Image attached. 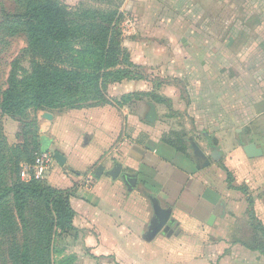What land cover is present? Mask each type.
Segmentation results:
<instances>
[{
	"label": "crops",
	"instance_id": "0c3cea01",
	"mask_svg": "<svg viewBox=\"0 0 264 264\" xmlns=\"http://www.w3.org/2000/svg\"><path fill=\"white\" fill-rule=\"evenodd\" d=\"M205 1L151 0L131 25L141 30L144 17L152 34L193 32L205 27L190 22L213 18ZM258 1L255 40L247 37L249 15L227 25L222 45H214L217 38L197 47L120 45L145 76L109 84L103 105L47 112L51 121L38 111L39 138L49 135L48 149L65 158L45 182L71 192L81 246L74 264H264V0ZM149 105L156 119L144 124ZM248 145L260 155L247 157ZM88 175L94 185L82 187ZM151 198L170 212V226L146 240Z\"/></svg>",
	"mask_w": 264,
	"mask_h": 264
},
{
	"label": "trees",
	"instance_id": "16d2710c",
	"mask_svg": "<svg viewBox=\"0 0 264 264\" xmlns=\"http://www.w3.org/2000/svg\"><path fill=\"white\" fill-rule=\"evenodd\" d=\"M14 1L22 4V11L10 15L1 9V21L22 27L32 60L23 76L9 71L6 88L0 91V115L19 119L28 110L94 107L103 101L107 84L141 78L132 72L137 67L119 45L118 9L103 14L82 11L78 19L55 0ZM30 144L31 149L23 151V163H32L40 153L35 135ZM14 172L13 181L0 185V205H9L21 230L19 240L14 231L8 234L16 248L14 264H56L52 261L55 238L79 234L73 226L71 192L51 187L45 180L23 182L19 169ZM71 263L68 257L59 264Z\"/></svg>",
	"mask_w": 264,
	"mask_h": 264
},
{
	"label": "rangeland",
	"instance_id": "374dc122",
	"mask_svg": "<svg viewBox=\"0 0 264 264\" xmlns=\"http://www.w3.org/2000/svg\"><path fill=\"white\" fill-rule=\"evenodd\" d=\"M55 1L62 6H65L69 11L76 13L78 19L82 11L103 14L108 10L118 9L121 13V18L118 24L120 30L119 45H192L197 47V45H210L212 42L211 38H217V41H219L214 43V45H222V42L224 43L225 39H222V35H224V33L227 34V25H239L243 22L244 18L249 15L252 16V19L248 21V29L251 30L247 34L248 40L250 38L255 40L259 37L256 31H254V26L257 24V21H254V16L258 14V9L261 5L258 0H207L203 2V6L208 14L213 15V18H207L204 21L203 19H196L195 22H190L193 27H198L199 24L202 23L205 28L177 35H165L162 33L157 35L147 32L148 22L144 17H141V24H139L141 30L133 29V25H131V23H135L133 13L138 11V16L140 17V15L146 12L145 10L147 8H151V0ZM158 5V9H162V4L159 3ZM243 6L244 11L242 12L241 7ZM1 9L10 15H13L22 11V4L20 5L14 0H0V10ZM202 31L205 33L199 34V32ZM195 32L198 34H195ZM244 40L246 41L247 39ZM239 43L240 42H237L236 45H239ZM245 44L256 45V42L247 41ZM27 46V37L22 27L18 26L16 23L11 25L2 23L0 14V91H3L6 88V80L11 69H13L17 76H23L30 71L32 54L28 50ZM230 51L235 53V51ZM132 72L135 73V75L145 76L146 71L143 69H132ZM108 85L109 84L104 87L102 95L103 101L101 100V103H99L100 101L95 103L96 106L98 104L103 105L105 102H108L104 96ZM123 102L124 101H122V103ZM67 111L70 110L57 108L51 112L59 114ZM37 114L38 111L34 112L32 110H28L19 119L0 115V185L10 183V180L13 181L12 179L15 175L14 171L17 169H19L20 172V167L23 164V151L31 149L32 146L30 144V139L34 135L37 138L40 150L41 145L39 142L40 138L38 134L39 126L37 123ZM146 123L147 122L144 124ZM47 137L50 140L49 135H47ZM55 151L56 148L52 147L48 149L47 152L53 153ZM3 206L8 207L6 208ZM10 210L9 205H0V264H14L16 261V248L12 244L11 236L8 234H11L12 231H14L16 234L15 238L17 240L22 238L20 236L21 230L19 231L18 228V221L14 219V212ZM6 216L11 218L9 222L7 219L5 220ZM30 234L31 233H29V235ZM78 238L79 236L77 238H72V236L62 239L55 238L53 243V251L55 252L53 254L52 261L59 264L62 260L71 257L73 258L72 261L74 260V264L77 258L73 251L81 250ZM18 243H20V241H18ZM61 253H63L62 256H60ZM100 263L112 264L111 260H101Z\"/></svg>",
	"mask_w": 264,
	"mask_h": 264
},
{
	"label": "water",
	"instance_id": "95a60500",
	"mask_svg": "<svg viewBox=\"0 0 264 264\" xmlns=\"http://www.w3.org/2000/svg\"><path fill=\"white\" fill-rule=\"evenodd\" d=\"M42 119L45 120H52V116L45 112L42 114L41 116ZM156 119V111H155V107L153 105H149V111L146 115V121L149 124H153L155 122ZM41 148H40V153L43 152H47L48 151V144L50 143V140L46 137L41 136L39 139ZM244 153L247 157L249 158H253L256 157L258 155H260V151L258 149H256V147L254 145H248L245 146L243 148ZM53 154V158L55 160V163L57 165H59L60 167H62L65 163V158L63 157V155H61L59 152L55 151L52 153ZM103 171V168L100 167L99 168V172L95 173L96 176L100 175V172ZM121 171V166L119 164L115 165V167L108 173V175L112 178V179H116L119 175ZM127 182L133 186L135 183V180L133 178L127 177L126 178ZM151 202V207L153 210V214H154V218L151 222V226L149 227L148 232L146 233V240L151 239L156 233H158L161 230H169V226H170V212L166 211L164 209H162L158 202L155 199H150Z\"/></svg>",
	"mask_w": 264,
	"mask_h": 264
},
{
	"label": "built area",
	"instance_id": "2783aa9c",
	"mask_svg": "<svg viewBox=\"0 0 264 264\" xmlns=\"http://www.w3.org/2000/svg\"><path fill=\"white\" fill-rule=\"evenodd\" d=\"M55 164L52 153H39L34 157L32 163H23L21 165L19 172L20 179L23 182L45 180ZM94 182V177L88 175L83 179L82 187L91 188L93 187Z\"/></svg>",
	"mask_w": 264,
	"mask_h": 264
}]
</instances>
